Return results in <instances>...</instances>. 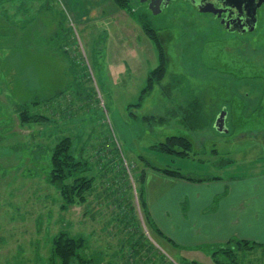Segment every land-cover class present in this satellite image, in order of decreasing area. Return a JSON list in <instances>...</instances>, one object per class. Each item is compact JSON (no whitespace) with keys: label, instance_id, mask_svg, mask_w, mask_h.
Returning a JSON list of instances; mask_svg holds the SVG:
<instances>
[{"label":"rangeland","instance_id":"obj_1","mask_svg":"<svg viewBox=\"0 0 264 264\" xmlns=\"http://www.w3.org/2000/svg\"><path fill=\"white\" fill-rule=\"evenodd\" d=\"M44 1L51 4L36 9L34 0H0V264H48L61 231L87 239L98 264H126L147 247L132 244L142 235L162 250L156 264H214L207 248L183 259L152 232L137 188L152 166L195 179L264 174V4L256 30L242 34L182 0L161 13L143 0L115 1L116 15L108 9L87 29L68 0ZM162 58L163 79L143 93ZM23 105L49 120L23 124ZM191 109L199 120L183 122ZM223 111L226 133L215 128ZM65 136L94 184L85 203L63 209L48 176ZM170 136L190 139L191 156L163 151ZM133 205L139 222L129 213V225L122 217ZM235 259L263 264L264 248L236 249Z\"/></svg>","mask_w":264,"mask_h":264},{"label":"crops","instance_id":"obj_2","mask_svg":"<svg viewBox=\"0 0 264 264\" xmlns=\"http://www.w3.org/2000/svg\"><path fill=\"white\" fill-rule=\"evenodd\" d=\"M33 4H39L37 9L51 3L34 0ZM112 5L117 6L115 0H68L67 3L82 29L103 20V13L108 9L116 15ZM38 26L43 28L44 23ZM193 179L197 181L154 170L146 174V200L150 215L163 234L160 237L163 242L183 251V259L188 251L224 245L231 240L264 246V174L250 178ZM188 263L199 264L196 259Z\"/></svg>","mask_w":264,"mask_h":264},{"label":"trees","instance_id":"obj_3","mask_svg":"<svg viewBox=\"0 0 264 264\" xmlns=\"http://www.w3.org/2000/svg\"><path fill=\"white\" fill-rule=\"evenodd\" d=\"M115 1L118 4H120L122 7H124L122 4V2H125L124 0H115ZM162 60H163L162 65L160 64V66L149 75L148 85L146 88H144L143 93H146L148 90H151L155 84V81L161 82V80L163 79V76L166 73V66L164 64L165 61L163 58ZM263 93L264 91L261 92L259 99V105L261 107L262 106L264 107V96H262ZM37 105H40V103L37 102L35 103V105L32 103L30 107L31 108L37 107ZM27 107L28 106L24 107V105L21 107L22 110L20 115L23 124L40 123L49 120V118H46L45 116L42 115H37V116L31 115L28 112ZM261 110L264 111V108ZM195 114H196L195 110L192 109L190 111L188 110L186 112V115H184L183 122L186 123L187 121H190V119H196L197 116L192 118ZM198 122L191 123L190 127L198 128ZM72 141L73 140L71 137L65 136L62 139L58 140L54 148H52L51 150V164H50V172L48 178H49V182L53 186H55L58 189V191H60L61 196L63 197L64 200L63 209H66L69 206L77 204L78 201L85 203L87 201L86 194L88 191H90L93 188V184H94V179H89L87 176H84L82 174L83 164L82 161L77 159L73 154ZM160 146L163 151L169 152L171 154H179L182 157H190L191 152L193 150L192 141L183 136H170L165 140V142H162ZM151 170L178 179L197 181L191 177L182 174L180 170L176 171V170H171L170 168L162 169L153 166L151 167ZM141 178H142L141 187L140 189L137 188L138 193L136 195L138 197V201H140L141 203V208H142L141 213L144 217V222L150 228V230H152V232H154L157 236L161 237L163 234L154 223L150 215L149 207L146 200V192L144 188L146 171L141 174ZM137 190L135 191L137 192ZM124 206H122V210L124 209ZM134 211H135V206L134 205L129 206L127 212H124L125 218L124 216L122 217V222L125 219L127 220V222L129 221L128 218H126L127 214L129 213L133 214V218H131V220H136L139 222V219L135 218L134 216ZM129 223L130 222H128V224ZM139 225L143 226V221H141V224ZM142 232L144 233L145 231ZM143 237L144 236L142 235L137 242H133L132 244L138 246L143 240H145L146 243L148 244L147 247L149 248L147 249V247L146 248L141 247V249L139 250H136V248L133 249L130 258H126L128 259V261L125 262L126 264H134L138 260L137 258H139L141 255L146 256V254L147 255L154 254L153 258H148L146 260V263L153 262V264H156L157 254H161L162 250L159 251L158 249H156L157 247L155 246V244H153V242L149 240L148 237L147 238H143ZM131 242L132 241L129 240V244H131ZM243 247L248 248L249 250L264 248V246L254 242H248V241L237 242L231 240L230 242L224 245L208 246L207 249L211 252V256L214 264H231L233 261H235L233 264H237L236 263L237 260L235 259V250L236 249L241 250ZM88 251H89V246L87 239L81 236L76 237L68 231H61L59 234H57L54 237L52 241L51 256L48 264H98L96 263L95 258L89 255Z\"/></svg>","mask_w":264,"mask_h":264},{"label":"flooded vegetation","instance_id":"obj_4","mask_svg":"<svg viewBox=\"0 0 264 264\" xmlns=\"http://www.w3.org/2000/svg\"><path fill=\"white\" fill-rule=\"evenodd\" d=\"M177 1H181V0H145L144 3H147L149 5L150 10H154V7L159 9L161 8V6H163L162 10L158 11V12H163L165 9H167L170 6V4ZM182 1H186L190 3L192 6L196 7L200 12H204V13H213V12L203 11V9L206 8V6H208L209 4L213 5L212 9L222 10L218 14L216 13L213 14L217 19L220 20L222 25L225 26L227 31L229 30L227 29V25L225 23L223 24L224 21L231 22L230 27L231 29H234L236 28V25L233 23V21L237 20L238 16L247 19V17L245 16L250 11H252V9H250L251 3H249V0H242L239 6L232 5L231 7H229V5L224 2V0H182ZM153 3H158L159 5L157 4L156 6L153 7Z\"/></svg>","mask_w":264,"mask_h":264},{"label":"water","instance_id":"obj_5","mask_svg":"<svg viewBox=\"0 0 264 264\" xmlns=\"http://www.w3.org/2000/svg\"><path fill=\"white\" fill-rule=\"evenodd\" d=\"M144 1L145 0H143V2ZM241 1L242 0H224V2L229 5V7H231L232 5L239 6L241 4ZM249 3H251L250 9H252V11H250L245 16L247 17V19L242 18L241 16H238L237 20L233 21V23L236 25V28L231 29L230 27L231 22H228V21L223 22V24L225 23L227 25V29L230 32H235L238 30V32L245 34L246 32H253L256 30L257 25H258V9L262 7V5L264 4V0H249ZM157 4L158 3H153V7L156 6ZM162 7L163 6H161V8L159 9L154 7V10H156L155 12L160 13L158 11H161ZM212 8H213V5L209 4L208 6H206V8L203 9V11L213 12L216 14L222 11V10L212 9ZM226 115H227V112L223 111L221 115L218 116L217 121L215 123V128L221 133H226L228 131V128L226 126Z\"/></svg>","mask_w":264,"mask_h":264}]
</instances>
